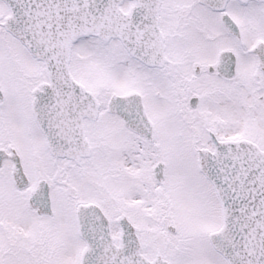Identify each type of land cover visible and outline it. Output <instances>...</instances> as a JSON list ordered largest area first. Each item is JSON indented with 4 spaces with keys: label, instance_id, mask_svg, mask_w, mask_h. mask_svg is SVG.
<instances>
[{
    "label": "snow or ice",
    "instance_id": "snow-or-ice-1",
    "mask_svg": "<svg viewBox=\"0 0 264 264\" xmlns=\"http://www.w3.org/2000/svg\"><path fill=\"white\" fill-rule=\"evenodd\" d=\"M0 264H264V0H0Z\"/></svg>",
    "mask_w": 264,
    "mask_h": 264
}]
</instances>
